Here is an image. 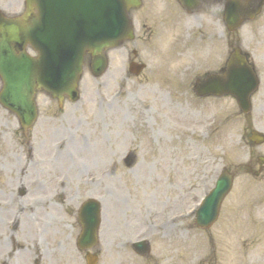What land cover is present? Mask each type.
<instances>
[{"label":"rangeland","instance_id":"374dc122","mask_svg":"<svg viewBox=\"0 0 264 264\" xmlns=\"http://www.w3.org/2000/svg\"><path fill=\"white\" fill-rule=\"evenodd\" d=\"M154 1L142 15L146 28L137 34L145 35L146 45L137 38L109 52V70L100 79L87 64L79 103L67 101L60 110L39 93V121L28 137L18 118L0 106V261L15 238L33 255L19 251L11 264H86L76 247L78 210L92 198L102 205V229L113 232L101 238L100 264H141L125 247L137 240L140 221L157 213L183 215L191 202L196 208L227 168L234 187L215 226L197 231L193 216L169 236L156 233L151 264H264V168L254 162L264 157V146L249 142L250 129L264 132V82L247 120L229 98L197 99L196 81L220 57L217 46L227 57L228 36L218 38L211 3L198 14L172 7L175 14L159 16L167 0ZM23 5L24 0H0L9 16L21 14ZM253 22L237 37L253 60L264 63V10ZM129 57L147 66L139 78L129 75ZM129 153L137 155L131 169L123 162ZM59 177L69 183L63 191L56 186ZM187 223H193L191 236L184 232ZM114 236L126 239L119 248H106Z\"/></svg>","mask_w":264,"mask_h":264},{"label":"water","instance_id":"95a60500","mask_svg":"<svg viewBox=\"0 0 264 264\" xmlns=\"http://www.w3.org/2000/svg\"><path fill=\"white\" fill-rule=\"evenodd\" d=\"M187 3L193 0H184ZM27 12L22 20L8 21L0 15V78L3 90L0 103L15 113L28 131L37 119L34 96L45 90L62 102L64 96L78 99L77 85L82 75L84 57L92 54L93 72L102 76L107 70L106 49L119 47L132 38L128 13L140 6L138 0H26ZM264 0L247 11L244 19H253ZM240 8L227 7V17L233 19L232 29L244 20L235 19ZM28 46L38 53L31 57ZM240 62V63H239ZM237 56L225 78L212 77L198 84L197 93L205 95H233L242 109L248 111L249 97L257 87L254 75ZM139 67L138 70H141ZM140 72V71H139ZM257 142L264 137L255 135ZM232 186V179L223 176L210 201L198 217V225L208 228L216 220L222 200ZM99 206L91 202L84 209L85 234L83 244L91 247L96 241L99 226ZM216 215V216H215ZM92 264V261H90Z\"/></svg>","mask_w":264,"mask_h":264},{"label":"bare ground","instance_id":"6f19581e","mask_svg":"<svg viewBox=\"0 0 264 264\" xmlns=\"http://www.w3.org/2000/svg\"><path fill=\"white\" fill-rule=\"evenodd\" d=\"M3 261V260H2Z\"/></svg>","mask_w":264,"mask_h":264}]
</instances>
